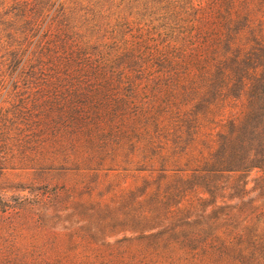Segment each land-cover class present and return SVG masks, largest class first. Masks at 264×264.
Masks as SVG:
<instances>
[{
	"label": "trees",
	"instance_id": "obj_1",
	"mask_svg": "<svg viewBox=\"0 0 264 264\" xmlns=\"http://www.w3.org/2000/svg\"><path fill=\"white\" fill-rule=\"evenodd\" d=\"M0 95V264H264V0H0Z\"/></svg>",
	"mask_w": 264,
	"mask_h": 264
},
{
	"label": "rangeland",
	"instance_id": "obj_2",
	"mask_svg": "<svg viewBox=\"0 0 264 264\" xmlns=\"http://www.w3.org/2000/svg\"><path fill=\"white\" fill-rule=\"evenodd\" d=\"M12 104H14L6 95H0V107H3L4 109L8 108L10 109ZM19 172L16 170H8L5 172V175L3 177L8 178V181L10 185H15V183H19L20 180H25V178H22L18 175ZM130 179L127 180L129 183ZM6 191L7 195H23L27 194V190H18L16 188H13L9 186L8 188L4 189Z\"/></svg>",
	"mask_w": 264,
	"mask_h": 264
}]
</instances>
